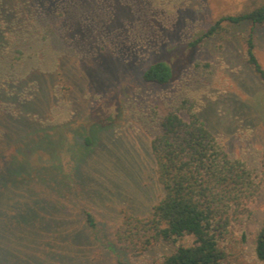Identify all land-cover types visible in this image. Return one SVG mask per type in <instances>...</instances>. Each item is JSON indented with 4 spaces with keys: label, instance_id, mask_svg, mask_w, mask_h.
Returning <instances> with one entry per match:
<instances>
[{
    "label": "rangeland",
    "instance_id": "1",
    "mask_svg": "<svg viewBox=\"0 0 264 264\" xmlns=\"http://www.w3.org/2000/svg\"><path fill=\"white\" fill-rule=\"evenodd\" d=\"M263 2L0 0V173L7 163L25 164L20 174L5 169L10 182L0 184V264L38 258L60 229L47 264H158L177 244H191L184 235L133 256L113 237L123 209L146 216L161 197L149 145L168 111L198 115L228 155L251 170L259 189L231 222L229 261L264 264L254 253L264 218V91L244 59L250 25L223 23L189 44L220 16ZM254 44L264 67V24ZM159 59L171 66V80L145 82L143 70ZM81 136L91 137L85 147ZM86 156L81 191L72 194L76 184L61 193L60 172L48 167L67 172ZM43 185L42 202L51 210L38 214L57 217L60 227L49 221L26 245L31 230L16 217ZM82 208L93 214L96 230L88 242L72 244L68 231H81Z\"/></svg>",
    "mask_w": 264,
    "mask_h": 264
},
{
    "label": "trees",
    "instance_id": "2",
    "mask_svg": "<svg viewBox=\"0 0 264 264\" xmlns=\"http://www.w3.org/2000/svg\"><path fill=\"white\" fill-rule=\"evenodd\" d=\"M223 23L250 25V31L244 39V59L264 91V67L254 53V31L264 24V2L239 14L220 16L189 44L198 45L217 33ZM142 78L147 83L165 85L172 78V68L164 60H155L143 70ZM79 139L83 147L91 141L90 136H81ZM149 151L161 197L146 216L134 215L129 209L121 211V220L113 232L120 250L137 256L155 242L175 243L184 235H190L193 238L191 244H177L158 264H231V222L238 210L259 189V183L251 170L241 160L228 155L206 123L196 114L184 119L178 113L168 111L159 121V132L151 139ZM89 159L88 156L84 157L81 164L67 172L57 166L48 167L55 173L60 172L61 193L65 194L68 186L76 187V184L79 188L73 189L72 194L81 191L84 178L82 166ZM8 165L1 168L4 170L0 173V184L10 182L4 175L5 169L20 174L25 164L15 162L9 168ZM44 190L46 185L35 187L34 196L26 194L28 200L24 203L22 214L16 217L27 231L31 230L29 236L25 235L26 245L36 240L37 237L33 239L31 236H36L37 232L40 234L49 221L60 227L57 217L38 214L41 207L51 210V204L42 202ZM2 209L0 207V212ZM80 216L81 219L76 222L81 231L78 232L72 226L68 231L72 244L79 243L82 238L88 242L89 234L96 230V221L90 211L82 208ZM63 232L61 229L55 231L56 238L49 236L52 240L42 247L38 258L23 255L22 263L34 264V259L38 264H47L52 257L51 249L55 250L59 245ZM47 248L50 250L44 251ZM254 253L259 261L264 262V218L255 235Z\"/></svg>",
    "mask_w": 264,
    "mask_h": 264
}]
</instances>
